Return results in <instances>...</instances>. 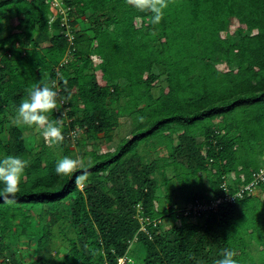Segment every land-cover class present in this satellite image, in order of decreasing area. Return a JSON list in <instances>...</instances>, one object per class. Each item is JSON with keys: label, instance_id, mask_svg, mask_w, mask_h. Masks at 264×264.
Returning <instances> with one entry per match:
<instances>
[{"label": "trees", "instance_id": "trees-1", "mask_svg": "<svg viewBox=\"0 0 264 264\" xmlns=\"http://www.w3.org/2000/svg\"><path fill=\"white\" fill-rule=\"evenodd\" d=\"M63 1L53 8L46 0H0V99L16 109L38 83L53 87L62 109L48 119L60 122L64 136L59 145L37 142L33 127L9 124L10 113L0 112V158L29 162L14 202L0 199V264H117L125 255L124 264H216L225 250L237 264H264V182L261 198L245 193L196 222L178 212L172 192L175 180L184 203L208 202L203 174L217 197L222 176L235 166L244 173L235 172L232 193L264 164L252 156L254 146L264 155V0ZM79 18L89 34L77 32ZM162 76L165 86L155 96ZM127 115L136 126L116 149L93 143L72 178L55 174L57 160L77 159L75 147L99 134L110 141ZM141 145L165 146L170 155L148 160ZM170 164L182 171L157 183L154 174ZM83 172L88 180L80 189L75 178ZM160 198L168 208H160ZM139 202L145 217L180 225L148 224L149 238L137 218ZM57 232L66 247L52 254ZM20 240L27 259L8 257ZM251 242L263 254L258 262Z\"/></svg>", "mask_w": 264, "mask_h": 264}, {"label": "clouds", "instance_id": "clouds-1", "mask_svg": "<svg viewBox=\"0 0 264 264\" xmlns=\"http://www.w3.org/2000/svg\"><path fill=\"white\" fill-rule=\"evenodd\" d=\"M46 1L51 3L53 5V8L59 7L63 4L62 0ZM153 10L157 11L156 9ZM158 20L159 15L154 18V22H158ZM59 107L60 105L57 102V92L53 90V87L38 83L29 90L27 98L24 99L16 108V120L22 125L35 127L37 130H40V135L49 145H59L64 140L60 122H53L48 119V114L52 113L54 110H57ZM28 166L29 162L26 159H23L16 155H6L0 158V199L8 202L9 204L14 202V198L20 190V185L23 180L25 170ZM84 167L85 165L82 160L64 156L56 161L54 172L61 179L65 177L72 178L74 173H76L79 169H83ZM263 168L264 164L258 169V171L253 173L251 180H249L246 184L240 185L239 187L242 188L243 186L252 182L254 180V174L259 172ZM235 178L236 174L234 172L222 176V182L220 183L219 188L222 189L224 194L217 197L211 196L212 198H209L208 203L212 200L224 197L226 193L225 188H227L231 194H234L230 191V189L232 188V181ZM87 180V172H83L75 178V182L79 184L80 189L83 188V183H85ZM258 185L255 187L253 192H246L247 195H252L251 193H254L256 189H259ZM240 188H238V190ZM244 196L245 194L242 197L237 198L235 201H237L238 199H242ZM197 201L202 202L199 198H197L193 201H190L189 203H184L183 206H180L178 208V212L180 211L179 213H182L183 216H188L191 214L190 217H201L203 215H206L208 211H217L221 203L229 202L226 200L222 201L217 205L215 209L204 211L203 213H201V215H194L191 210H193V206ZM136 208L139 210L137 218L141 223V231L145 232L147 236H149V238H152V233L147 230V225L151 224L153 227H158L162 223L161 218L153 220L149 217H145L144 214L141 213V209H143V207L140 202L136 204ZM186 211H191V213L185 215L184 213ZM159 231L160 230H157V232ZM234 256L235 253L233 251L225 250L223 252L222 258L217 260L216 264H237ZM128 259H130V257L128 258V255L120 257L117 264H124Z\"/></svg>", "mask_w": 264, "mask_h": 264}, {"label": "rangeland", "instance_id": "rangeland-1", "mask_svg": "<svg viewBox=\"0 0 264 264\" xmlns=\"http://www.w3.org/2000/svg\"><path fill=\"white\" fill-rule=\"evenodd\" d=\"M60 1V0H59ZM62 2H64L62 0ZM64 4V3H63ZM60 5L59 7H63L64 5ZM54 12H57L56 10H54ZM2 26L4 27L3 29H6L5 27L8 26V22L6 20H3L2 21ZM86 20L84 18H79L77 20V25H76V28H77V32L81 31V32H85L86 34H89V32H86L88 30V26L87 24L85 23ZM2 29V34L3 35H7L6 31L4 30L3 31ZM230 38V34H227ZM233 41H236V37H231ZM99 63V60L94 56L93 57V66L94 67H97ZM164 76H162V80L161 82L158 84V87L157 88H154L153 89V94L155 96L158 95L159 93V88L165 86V80H164ZM60 102V101H58ZM60 105V103H59ZM252 108V110H256V111H259L261 106H257L255 104L251 105L250 106ZM62 108L59 107L58 110H61ZM4 110L8 111L10 114H9V121L11 123L9 124H15V125H18L19 127L21 128H24V127H27L28 126H25V125H22L21 123H18L17 120H16V109L15 108H12V106H10L9 104H6L5 102H3L1 99H0V112H3ZM244 115H247L246 112H242L241 115H240V119H243V116ZM239 116V115H238ZM135 119V116L131 115L130 116H121L118 120V125L115 127V129L111 132V140L108 141L102 134H99L98 136V139H97V142H94V140L92 139H88L87 142V146H84V147H78L76 146V152H77V160H81V154L83 152V150H86L88 149V147H90L91 144L93 143H96V148L101 150V151H104V152H110L114 149H116V147L119 145V143L121 142L122 139H125L127 138L130 133L132 132V130L135 128V124H134V120ZM217 123V122H216ZM7 123V130L5 131V133L1 136V141L3 142H7V139H8V130H9V125ZM26 128V129H27ZM24 130V129H23ZM33 132H34V137H32V135H30V138H34L35 141L39 142L42 138V136L40 135V130H37L35 127H33ZM82 135H84V131H81L80 132ZM178 134V133H177ZM177 134H173V137L174 139L177 138ZM197 142L200 144L202 141L204 142V138L202 135H197ZM48 144V143H47ZM255 148V149H254ZM258 148H261L259 145H258ZM149 149V151H148ZM204 149V148H203ZM141 150V155L144 156V158L148 159V160H159L161 162V159L163 158H167L169 157L170 153H169V150L165 147V146H157V148L154 150V151H151V148L148 146V148H146L144 145H141L140 149ZM253 150L255 152H253V158H255L256 160H260L261 162L264 161V155H259V154H262L259 152L258 149H256V146L253 147ZM169 154V155H168ZM261 156V157H260ZM85 161H89V156H86L85 158ZM169 162H171V159H169ZM182 171V169L178 166V167H174L172 166V164L170 165H166L165 168H160L159 170H157V172L154 174V178L156 179V182L161 184V182L165 179V178H169V177H173L174 173H180ZM235 172H241L240 174L242 175V172L244 173V171H242V167L241 166H235ZM202 181L204 182V185L206 186V192L205 194L209 197L212 196V189L210 188V184H209V178L206 176V175H202ZM233 182V181H232ZM172 192H173V197L174 199L176 200L175 203L177 202V204L179 206H183L184 205V202L180 199V192L177 189L178 187V183L174 180L172 182ZM193 190H199L201 189V186L200 185H194L192 186ZM162 189V194H163V191L166 192V189L163 188V186L161 187ZM252 195L256 196V198H261L262 197V190L261 189H256L254 191V193H251ZM162 200V205L160 208H168L169 207V204L167 203V201L163 198H160ZM36 211V210H34ZM258 211V210H257ZM34 214H37L36 212H32ZM205 215L201 216L200 219L202 220L204 218ZM249 215H247V218H248ZM190 220L196 222V218H189ZM165 222V227L163 226L162 229H170L171 227H173L174 225L176 226H179L180 225V222L176 219H172V220H162V223ZM244 226L243 225H240V228H243ZM73 233L72 232H68L67 235L68 236H71ZM62 234L60 232H57L55 233L54 237H53V240H52V244H51V247H54V248H51V252L52 254H55V252L57 250H63L65 247H66V242L64 240H62L61 238ZM15 243V242H14ZM13 244V243H12ZM25 242V240H20V243L19 241L13 245H11V248L8 250L7 252V255L8 257L10 256V254H14V253H20L21 257H22V260L23 259H27L28 257V253L26 250H22L24 249L27 245ZM34 244V243H33ZM36 246V243L33 245V246H30V247H35ZM57 248V249H56ZM260 248L258 247L257 243L255 242H251L250 245H249V252L251 254H254L253 256L255 257V261L258 262L263 254L262 252L259 250ZM20 251V252H19ZM31 251V254H29V256H33V254L35 253V249H34V252H33V248L30 249ZM64 251H62L61 254H65ZM133 260L135 259H138V257L136 256H133L132 257ZM26 262V260H24Z\"/></svg>", "mask_w": 264, "mask_h": 264}, {"label": "built area", "instance_id": "built-area-1", "mask_svg": "<svg viewBox=\"0 0 264 264\" xmlns=\"http://www.w3.org/2000/svg\"><path fill=\"white\" fill-rule=\"evenodd\" d=\"M57 3V2H56ZM58 4V3H57ZM264 181V168L261 169L259 172L254 174V180L250 182L249 184L243 186L239 190H237L234 194H231L227 188H225L226 193L225 196L222 198H218L216 200H212L211 202L202 203V202H196L193 206L192 213L194 215H201L204 211H208L211 209H215L217 205L222 201H229L234 202L237 198L242 197L246 192L250 193L253 192L255 187L259 184V182ZM191 211H186L184 214L187 215L191 213Z\"/></svg>", "mask_w": 264, "mask_h": 264}]
</instances>
